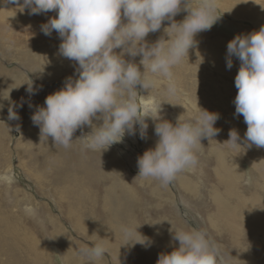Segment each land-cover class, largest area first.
I'll use <instances>...</instances> for the list:
<instances>
[{
    "label": "rangeland",
    "instance_id": "1",
    "mask_svg": "<svg viewBox=\"0 0 264 264\" xmlns=\"http://www.w3.org/2000/svg\"><path fill=\"white\" fill-rule=\"evenodd\" d=\"M20 2L22 4L23 0ZM29 12L30 9L22 11L18 5L0 0V91L8 89L3 92L7 97L13 89L11 102L17 106L23 104L16 108L20 118L9 120L10 101L0 100L4 105L0 110V207L2 211L9 208V212L18 213L21 220L16 221V226L19 224L23 231L14 238L0 226V264H90L81 250L101 240L107 252L96 264H157L161 253H170L179 247L171 229L188 231L192 228L207 233L218 246L223 264H241L235 258L228 235L215 227L213 218L212 222L208 220V216L216 217V202L208 193L210 188L214 191L218 188L210 186L209 168L206 173L201 155L206 152L217 164L231 162L240 168L244 176L238 188L241 195L246 196L242 188L251 186L255 175L253 167L249 159L243 157V149L222 145L230 139L231 130L239 128L240 134L243 128L234 104L240 61L232 57L233 67L227 68V44L237 35L259 31L264 26V0H219L217 23L195 37L198 43L189 50V58L186 56L173 68L175 94H168L166 82L149 90L137 86L139 116L148 125L146 138H140L141 126L137 123L135 135L126 133L122 142L104 152L84 150L80 141L63 148L54 144L52 138H41L40 128L33 124L31 116L36 106H46V97L63 88L66 78H77L78 63L59 54L62 40L56 31L50 36L41 31V26L57 13L31 15ZM187 15L182 10L174 19L181 22ZM170 23L165 21L159 31L149 33L147 42L170 39L164 31ZM125 58L137 65L142 59L141 56ZM139 66L144 71L143 66ZM31 83L35 95L26 91L27 84ZM30 104L34 107L30 108ZM194 106L217 115L222 107L214 124L218 134L201 140L197 163L185 168L168 185L156 179L137 178L138 157L154 149L159 140L155 134L158 120L175 125L177 118L184 115V120L194 121ZM94 123L99 125L102 121L94 120ZM90 131L91 128L85 126L77 130L73 139ZM238 142L243 145L242 141ZM51 146L63 148V157L56 164L57 172L66 170L72 182L69 187L58 189L61 199L52 195V186H35L38 179H44V175L35 177L34 174L39 164L43 166L41 159L50 158ZM249 154L246 156L250 157ZM257 155L264 158V148H257ZM231 163L228 166L232 171L235 166L233 168ZM14 185L21 204H14L13 194L6 191ZM50 208L54 211L47 212ZM52 213L55 217L44 216ZM129 223L139 227L142 235L137 233L132 244L121 239L117 229L119 224ZM143 237L146 243L140 244L144 242ZM17 244L22 245L19 248L23 250H16ZM42 251L47 256L43 263L40 261Z\"/></svg>",
    "mask_w": 264,
    "mask_h": 264
},
{
    "label": "clouds",
    "instance_id": "2",
    "mask_svg": "<svg viewBox=\"0 0 264 264\" xmlns=\"http://www.w3.org/2000/svg\"><path fill=\"white\" fill-rule=\"evenodd\" d=\"M4 3L16 4L22 11L30 9L31 15L55 11L57 15L43 24L41 31L49 36L56 31L62 40L59 54L78 63L77 78H66L63 88L48 95L46 106H36L31 116L33 124L40 128L41 138H52L54 144L64 148L80 141L82 149L102 152L122 142L126 133L135 135L137 123L141 126L140 138H146L148 125L139 116L137 86L149 90L166 82L168 94L174 95L173 68L186 56L189 58V50L198 43L195 37L210 30L220 18L219 0H23L22 4L20 0H4ZM182 10L188 15L181 22L175 21ZM165 21L171 22L164 29L170 39L160 38L149 44L146 37L159 31ZM126 56H141L139 65L144 71L137 63L126 60ZM232 57L240 61L235 77L238 89L235 114L243 116L247 131L243 145L238 142L241 138L236 130L229 132L230 139L222 145L244 150L252 145L264 148V26L231 40L227 44L228 69L233 67ZM27 85L26 91L35 95L33 84ZM6 91H0V100L10 101L8 119L18 120L16 108L23 104L11 102V91L7 97L3 95ZM3 107L0 103V110ZM194 111V121L184 120V115L177 118L175 125L158 120L155 134L159 140L154 149L138 157L137 178L156 179L168 185L185 168L197 163L201 140L218 134L214 124L219 117L199 106H194ZM94 120L102 123L97 125ZM85 126L91 131L82 132L74 140L77 130ZM138 228L134 223L119 224L118 235L132 244ZM171 231L179 247L161 253L157 264H223L218 246L205 231L196 228ZM145 243L146 238L140 244ZM106 252L103 240L81 250L90 264H96Z\"/></svg>",
    "mask_w": 264,
    "mask_h": 264
},
{
    "label": "bare ground",
    "instance_id": "3",
    "mask_svg": "<svg viewBox=\"0 0 264 264\" xmlns=\"http://www.w3.org/2000/svg\"><path fill=\"white\" fill-rule=\"evenodd\" d=\"M176 85L177 84L175 83V87ZM165 87L167 89V84H165ZM221 112H222V107L220 106L218 109V116L220 115ZM241 120H242L243 128L240 134H239V128H237L236 131L238 132L241 138L240 141L243 142L245 138V133L247 131V125L244 122V118L242 115H241ZM63 148L60 146L58 147L51 146V149L48 152L50 153V158L49 159L45 158L44 160L41 159V161H44L43 166L41 167L39 164V166H37L36 173L34 174L35 177H37L38 174L44 175V179H38V182H35V186H38V184H45L48 186H52V191H53L52 195H54V197L57 199L62 198L57 193L60 192L58 189L60 188L65 189L69 187L70 184L72 183L69 180L70 176L68 172H66V170L65 172L63 171L57 172L58 168L56 167V164L60 162V160L63 157L61 154L62 152L61 149ZM242 152L244 155L243 157H245V159L246 158L249 159L248 161H250L251 167H253L255 173L252 179L251 186L249 188L248 187L242 188L246 196L241 195V193L239 192V190L241 189L238 188L239 186L240 187L242 186L241 184L243 182V176H244L240 168H237V166L232 165V163L230 162L232 167L235 166V168L233 167L234 170L231 171V169L228 166V164H230L229 162L228 164H226L225 161H224L225 163L223 162L217 164L214 162L215 160H213L211 156L206 155V152L202 153L201 159L204 162V165L206 166V173L208 172V168H209L210 186L218 188V190L216 191L210 188L208 193V195L214 198L216 202L215 205L216 217L208 216V220L209 222H212V218H213V220L215 221V227L220 232L224 233L225 235L226 234L228 235L227 237L229 238V242L232 245V248L235 250V254H236L235 258L238 259V261H241V264H264V198L262 197L263 196L262 193H264V158L261 159L258 157L257 147L255 145H252V147L250 148H245V153H244V149ZM248 152L250 153L249 154L250 157L246 156ZM53 153L55 154L52 155ZM37 162L38 161L34 163ZM48 173L50 175L47 176ZM30 183L33 184V180H31ZM16 190L14 185L12 188H10V191L9 190L6 191L9 193L11 192L13 194L14 197L13 203L17 205L18 203H20V201L18 200V196H16L18 194ZM47 198L49 197L47 196ZM58 205L60 206V204ZM3 209L4 211H2L0 207V214H1L0 222L2 223L0 226L3 227V229L5 228V232L7 235L14 238L15 236L19 237V234L22 233L23 231L22 232L20 231L19 224L16 226V223H18L16 221L21 220L20 219L21 217H18V213L16 212H13L15 214L9 212V208L8 209L3 208ZM50 209L51 210H47V212L54 211L52 208ZM5 212L8 215H5L4 214ZM44 216L55 217L53 213L48 214V216L47 215ZM27 233H29V231ZM35 243L36 242L34 241V244ZM21 246L17 244L15 245V249L19 250L20 249L19 247ZM21 250L23 249L21 248L20 251ZM46 257L47 256L45 252L42 251L40 257L41 263L46 261L45 260ZM229 259L230 258L228 257V260Z\"/></svg>",
    "mask_w": 264,
    "mask_h": 264
}]
</instances>
